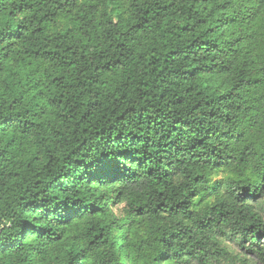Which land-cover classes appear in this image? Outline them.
<instances>
[{"label": "trees", "instance_id": "1", "mask_svg": "<svg viewBox=\"0 0 264 264\" xmlns=\"http://www.w3.org/2000/svg\"><path fill=\"white\" fill-rule=\"evenodd\" d=\"M101 2L109 10L100 15L110 12L116 23L98 18L93 23L98 4L87 0L80 5L77 0H0V163L12 169L7 180L39 188L19 197L31 219H21L15 234L0 237V264H24L30 256L39 264H80L85 250L70 228L80 217L61 221L53 212L65 200L81 198H53L74 183L68 174L83 177L75 180L77 186L90 182L86 154L73 147L63 155L71 145L111 140L117 156L102 153L97 163L104 167L117 159L152 156L144 171L160 198L152 200L151 210L138 202L142 211L132 225L147 236L164 210L178 215L183 203L164 191L178 138L192 145L187 163L192 182L202 184L203 170L219 167L201 155L212 128L221 117L250 114L255 106L244 97L264 88V0ZM241 136L264 142V124L245 122ZM56 143L61 163L49 167ZM184 162L177 154L176 163ZM157 168L162 171L154 172ZM26 224L42 231L25 233ZM28 235L38 238L39 247L21 256ZM91 235L89 244L103 247L105 233L92 230ZM260 235L255 233L257 239ZM175 236L161 235L159 241ZM161 257L167 260L158 252L157 264Z\"/></svg>", "mask_w": 264, "mask_h": 264}, {"label": "clouds", "instance_id": "2", "mask_svg": "<svg viewBox=\"0 0 264 264\" xmlns=\"http://www.w3.org/2000/svg\"><path fill=\"white\" fill-rule=\"evenodd\" d=\"M87 2L98 4V10L90 17L93 23L97 18L117 22L110 12L107 16L100 15V12L109 10L101 0ZM83 3L84 0H77L78 5ZM138 3L143 4V0H138ZM125 8L127 5L122 6L121 13L127 20L129 13L124 11ZM3 47L0 44V48ZM244 99L255 106L250 114L241 119L233 113L227 121L221 117L222 122L209 133L212 139L201 155L214 158L219 167L205 168L204 175L198 178L203 180L202 184L192 182L193 169L187 163L192 145L181 143L182 138H178L172 156L174 163L168 169L169 188L164 191L165 195L170 193L173 200L183 203L176 208L178 215L171 216L164 210L156 227L147 236L132 225L138 219L135 213L142 211L136 209L138 202L147 204L151 210L152 200L160 198L159 192L154 191L155 182L144 171L145 162L152 156L146 154L142 159L124 162L117 159L111 167H104L97 163L102 153L107 157L117 156L118 150L111 140L81 142L78 147L73 144L63 152L67 155L75 147L77 153H85L84 163L91 169L87 173L88 184L77 186L75 180L83 177L68 174L74 183L68 185L63 193H52L56 200L74 194L81 197L67 199L53 210L61 221L80 217L70 225L79 247L85 250L80 264H157L158 252L167 256V260L161 257L159 264H264V142L241 136L245 122L249 127L256 122L264 124V88ZM60 147L56 143L55 150L49 154L48 158L52 160L49 167L61 163L57 159L61 155ZM177 154L181 161H185L183 164L176 163ZM0 170L4 173L0 175V237H4L17 232L21 219H31L24 212L19 197H27L39 188L19 180H7L6 173L12 169H4L3 163H0ZM24 227L25 233L42 231L33 229L31 224ZM92 230L105 233L103 247L94 248L89 244L93 239ZM258 231L261 233L259 239L255 236ZM170 233H176V236L164 243L159 241L161 235ZM39 243L35 235H28L23 241L25 251L21 256L38 250ZM234 248H243L244 252L238 253ZM13 259L15 262L19 257ZM24 264L39 262L30 256Z\"/></svg>", "mask_w": 264, "mask_h": 264}, {"label": "rangeland", "instance_id": "3", "mask_svg": "<svg viewBox=\"0 0 264 264\" xmlns=\"http://www.w3.org/2000/svg\"><path fill=\"white\" fill-rule=\"evenodd\" d=\"M245 241H242V243H244ZM234 251H237L238 253L239 252H244V249L243 248H239V249H236V248H234L233 249Z\"/></svg>", "mask_w": 264, "mask_h": 264}]
</instances>
